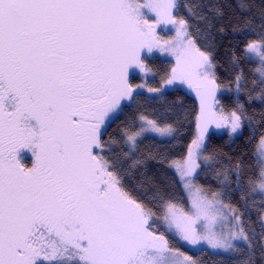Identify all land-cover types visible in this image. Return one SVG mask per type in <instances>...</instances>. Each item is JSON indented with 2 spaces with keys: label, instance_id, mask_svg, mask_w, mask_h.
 Returning <instances> with one entry per match:
<instances>
[{
  "label": "snow or ice",
  "instance_id": "snow-or-ice-1",
  "mask_svg": "<svg viewBox=\"0 0 264 264\" xmlns=\"http://www.w3.org/2000/svg\"><path fill=\"white\" fill-rule=\"evenodd\" d=\"M180 8L179 0H0V264H199L174 239L227 253L232 264H264V135L254 172L245 176L242 157L216 171L227 191L194 179L201 163L215 160L205 154L210 126L233 137L247 124L255 134L240 95L264 105V22L241 50L255 63L250 89L241 56L231 52L236 107L225 114L212 22L189 8L204 21L203 28L194 25ZM155 53L174 58L160 87L135 83L137 73L145 81L157 75L149 63ZM180 85L200 99L196 137L186 157L169 162L182 195L146 197L129 181L149 160L165 157L138 158L139 145L148 136L174 137L177 128L168 122L170 108L144 107L140 90ZM126 110L121 140L104 139ZM118 143L127 151H115ZM233 190L247 220L224 202Z\"/></svg>",
  "mask_w": 264,
  "mask_h": 264
},
{
  "label": "trees",
  "instance_id": "trees-1",
  "mask_svg": "<svg viewBox=\"0 0 264 264\" xmlns=\"http://www.w3.org/2000/svg\"><path fill=\"white\" fill-rule=\"evenodd\" d=\"M180 15L188 18L190 22L201 28L204 27V21L197 17L190 15L188 9L192 8L198 14L205 16L212 22L213 27L211 32L214 39L215 50L214 59L217 63L218 82L222 83L224 87H232L233 91L222 93L219 95L220 105L226 111L234 110L236 107V94L234 93V84L232 83L235 75V69L231 63V52L236 50L237 54L241 56L240 66L244 69L245 75L248 78V88H251V79H253L250 68L255 67L253 61L245 60L242 56L241 50L246 42L256 40L258 37L252 32L255 29L257 32L260 29L262 22L261 12L264 10V0H179ZM246 5L241 7V5ZM217 9H220L223 15L217 14ZM246 21L251 22V26L246 25ZM223 28V33L219 32ZM233 29H236L235 31ZM245 33H248L245 35ZM150 64L155 68L160 69V75L164 74L165 70L170 68L171 63L167 60H161L156 57L151 60ZM137 78L134 77V82ZM246 92L240 95V101L245 104V108L250 117L255 122V134L253 129H250L245 124L242 134H240L234 141L226 135L211 134L206 141V153L215 154L218 164L214 167L211 174L214 177L212 182L206 178L205 169L197 177L198 183L204 187H210L214 190L227 189L221 185L215 178L217 170L230 169L237 159L241 157L244 160L245 176L255 171L253 167V153L256 150L257 142L261 136L264 135V117L260 115L264 111V105L260 103L248 104L245 96ZM144 107L149 110H154L156 113H162L165 109L170 108L168 113V122L173 123L177 128V132L172 139L158 140L153 137H146L139 145V150L135 154L138 158L142 154L160 155L165 157V162L160 163L157 160H149L146 168L141 172H135V179L129 181L131 184H140L141 194L146 197H151L156 191H160L165 195H182L180 182L175 171L169 167L171 160L183 159L187 155L189 146L195 137L197 131V116L199 114V104L197 99L187 92L183 87L173 86L167 90L161 97L155 98L142 94L140 97ZM131 110H126V115L121 116L108 129V134L104 139L109 137L120 141V129L123 128L127 122V116ZM178 121V122H177ZM117 152L127 151V147L122 143L113 146ZM26 162L30 163L32 157L31 153H25ZM231 176V173H229ZM222 178V177H221ZM233 180L234 176L231 177ZM234 188V185H233ZM241 193L233 190L227 202L234 208L241 212H245L244 219L247 220L249 212L245 209L244 202L240 199ZM249 197V202L251 201ZM251 221L256 225V212H251ZM171 239V237H170ZM174 246L185 252L187 255L196 259L199 264H232L234 257L229 254L213 253L209 250L199 251L191 250L184 246L179 239L172 240Z\"/></svg>",
  "mask_w": 264,
  "mask_h": 264
},
{
  "label": "rangeland",
  "instance_id": "rangeland-1",
  "mask_svg": "<svg viewBox=\"0 0 264 264\" xmlns=\"http://www.w3.org/2000/svg\"><path fill=\"white\" fill-rule=\"evenodd\" d=\"M161 27H163V26H161ZM157 32H160V29L158 28L157 29ZM162 35H165V33H161ZM155 56L156 57H159V59H161V60H167V61H169L170 63H171V66L174 64V58L173 57H171V56H168V55H166V54H161V53H155ZM151 61V60H150ZM150 61H149V63H150ZM155 69L157 70V75L155 76V77H153V78H149V79H147L146 81L142 78V75L141 74H139V73H137L134 77H136L137 78V81L135 82V83H146V85L147 86H152V87H160V69H158V67H155ZM163 75V74H162ZM181 87H183L187 92H189L191 95H193L196 99H197V101H198V104H199V112H200V99H199V97L197 96V94H196V91H195V89H193V88H189L187 85H180ZM173 86H171V87H168V88H165L164 90H163V92L162 93H148L147 91H146V89H144V90H140V91H142L144 94H147L148 96H152V97H155V98H158V97H161L167 90H170L171 88H172ZM223 88L225 89V90H222V91H218L217 92V99L219 100V95L220 94H222V93H228L229 91H227L226 89L228 88V87H224L223 86ZM234 93H235V91H234ZM236 94V93H235ZM221 106V105H220ZM219 107V106H218ZM232 111V110H231ZM224 112H225V114H227L228 112H230V111H226V110H224ZM199 115V114H198ZM196 134H197V131H196ZM196 134H195V137H196ZM211 134H216V135H226L229 139H230V141H234L240 134H238V135H235V136H233V137H230L229 136V132H228V129L227 128H224V127H222V128H216L215 127V125H212V126H210L209 127V129H208V133H207V136H206V138H205V147H206V141H207V139H208V137L211 135ZM148 137H153V138H156V139H158V140H169V139H172L173 137H170V138H167V139H160V138H158V137H154V136H148ZM195 137H194V139H195ZM257 148V147H256ZM205 154H207L206 152H205ZM179 160H181V159H179ZM218 164V162H217V159H215L213 162H211L210 164H208V165H205L204 163H201V169H198L197 170V175L195 176V181H196V183H198V180H197V177H198V175L200 174V172L202 171V168L203 169H205L206 171H205V174H207L206 175V178H207V180L209 181V182H212L213 180H214V177L211 175L212 173H213V171H214V167H216V165ZM173 169V168H172ZM176 173V172H175ZM199 184V183H198ZM220 191H224V190H220ZM224 202L226 203V204H229L228 202H227V200L225 199L224 200ZM184 246H186V247H188L189 249H191V250H194V251H196V250H198L199 249V245H197V246H189V245H187L185 242H182V241H180ZM207 250H209V251H211V252H213V253H218V252H214V251H212V250H210V249H207ZM222 254H227V253H222Z\"/></svg>",
  "mask_w": 264,
  "mask_h": 264
}]
</instances>
